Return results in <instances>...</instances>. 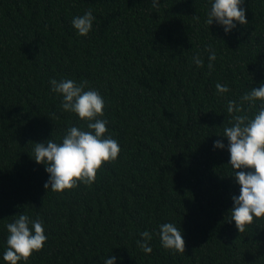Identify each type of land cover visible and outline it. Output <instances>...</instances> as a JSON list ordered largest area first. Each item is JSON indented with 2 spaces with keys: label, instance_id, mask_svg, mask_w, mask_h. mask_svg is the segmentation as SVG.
I'll return each mask as SVG.
<instances>
[{
  "label": "trees",
  "instance_id": "trees-1",
  "mask_svg": "<svg viewBox=\"0 0 264 264\" xmlns=\"http://www.w3.org/2000/svg\"><path fill=\"white\" fill-rule=\"evenodd\" d=\"M242 6L247 24L225 35L204 23L208 0H0V253L5 224L24 212L47 235L26 264H103L109 254L117 264H264V218L239 233L228 221L239 186L227 150L213 149L227 99L264 82V0ZM88 9L93 29L78 36L71 20ZM205 46L216 51L211 70ZM61 78L98 90V118L120 152L91 185L56 193L30 143L84 127L49 90ZM217 82L230 88L224 97ZM163 222L181 228L184 252L160 246ZM145 230L150 254L136 244Z\"/></svg>",
  "mask_w": 264,
  "mask_h": 264
},
{
  "label": "clouds",
  "instance_id": "clouds-1",
  "mask_svg": "<svg viewBox=\"0 0 264 264\" xmlns=\"http://www.w3.org/2000/svg\"><path fill=\"white\" fill-rule=\"evenodd\" d=\"M161 0H150L153 8L159 6ZM245 0H208L205 13V25L215 23L225 35L237 25L247 24ZM199 20V17L192 16ZM96 19L91 9L82 15L74 16L71 26L78 36H86L93 29ZM207 67L213 68L216 51L205 46ZM197 68L203 66L202 57H192ZM49 90L59 95L60 108L73 114L82 121L84 127L70 126L57 142L48 139L40 143H30L31 159L44 166L47 180L44 188L56 193L77 187L78 183L91 185L98 169L104 162L115 161L120 152L117 140L105 135L108 131L107 121L99 119L103 116L104 98L95 88L88 86L87 81L77 82L71 78L49 79ZM216 95L224 97L230 92L227 84H215ZM255 107L250 115L245 109ZM226 111L230 116L223 126L222 133L216 135L221 139L213 142L214 150L226 149L229 155L227 165L232 169L234 182L239 186L238 195L231 197L232 207L228 221L232 222L239 232L254 219L264 218V82L258 87L250 88L238 99H227ZM226 140L227 144L223 143ZM239 170V171H237ZM14 219L5 224L7 232L5 247L0 253V264H26L28 258L40 251L47 235L40 218H31L24 212L14 215ZM155 234L160 246L177 253L184 252V240L181 228L172 222H163L157 226ZM137 247L145 254L152 248L149 241L153 233L145 230L140 232ZM120 258L109 254L103 264H117Z\"/></svg>",
  "mask_w": 264,
  "mask_h": 264
}]
</instances>
